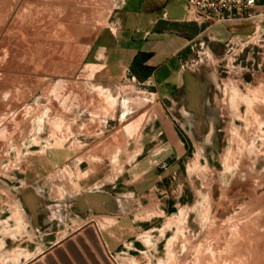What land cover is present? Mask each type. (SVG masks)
I'll return each mask as SVG.
<instances>
[{
    "label": "rangeland",
    "instance_id": "rangeland-1",
    "mask_svg": "<svg viewBox=\"0 0 264 264\" xmlns=\"http://www.w3.org/2000/svg\"><path fill=\"white\" fill-rule=\"evenodd\" d=\"M121 2L0 0V264H93L90 229L112 264H264V13L195 36L157 91L84 66ZM158 101L185 151L146 197Z\"/></svg>",
    "mask_w": 264,
    "mask_h": 264
},
{
    "label": "crops",
    "instance_id": "crops-1",
    "mask_svg": "<svg viewBox=\"0 0 264 264\" xmlns=\"http://www.w3.org/2000/svg\"><path fill=\"white\" fill-rule=\"evenodd\" d=\"M257 10L264 13V0H257ZM112 12L106 16L105 25L96 33L83 58L89 74L102 83L141 80L150 81L157 91L167 90L176 82L181 54L190 40L205 32L215 39L224 32V23L208 24L189 18L183 0H122L117 13ZM110 16H113L111 21ZM139 52L150 53L144 64L152 71L146 79L138 78L130 69ZM158 103L152 120L162 139L129 167L130 175L139 179L133 192L146 197L155 190L164 191V180L177 172L176 166L185 151L181 129L158 108ZM49 157L52 165V155ZM162 162H167V166L162 167ZM167 206L173 207L175 203L168 200Z\"/></svg>",
    "mask_w": 264,
    "mask_h": 264
},
{
    "label": "built area",
    "instance_id": "built-area-1",
    "mask_svg": "<svg viewBox=\"0 0 264 264\" xmlns=\"http://www.w3.org/2000/svg\"><path fill=\"white\" fill-rule=\"evenodd\" d=\"M186 15L203 23H226L251 18L259 11L257 0H183ZM162 167L167 162H162Z\"/></svg>",
    "mask_w": 264,
    "mask_h": 264
},
{
    "label": "trees",
    "instance_id": "trees-1",
    "mask_svg": "<svg viewBox=\"0 0 264 264\" xmlns=\"http://www.w3.org/2000/svg\"><path fill=\"white\" fill-rule=\"evenodd\" d=\"M150 53L139 52L134 57L131 64V72L140 79H146L152 71L150 66L144 64Z\"/></svg>",
    "mask_w": 264,
    "mask_h": 264
},
{
    "label": "bare ground",
    "instance_id": "bare-ground-1",
    "mask_svg": "<svg viewBox=\"0 0 264 264\" xmlns=\"http://www.w3.org/2000/svg\"><path fill=\"white\" fill-rule=\"evenodd\" d=\"M89 231H92L93 232V234H95L94 233V229L93 230H89ZM79 233V232H78ZM81 234V233H80ZM84 234V237L82 236V234L81 235H78V238L77 239H75L76 241L75 242H73V243H71V244H69V245H76V249L77 248H79L80 249V246L81 245H84V244H86V245H91L92 243H90L89 241H90V239H89V235L87 234V233H83ZM96 235V234H95ZM96 237H97V235H96ZM97 240H98V242L100 243V245H101V247H102V250H103V252H104V249H103V246H102V244H101V242H100V240H99V238L97 237ZM93 245V244H92ZM58 249L59 248H57V250H56V253H59L58 252ZM78 250V249H77ZM104 254H105V256H106V258L108 259V261L110 262V260H109V258H108V256L106 255V253L104 252ZM97 256V255H96ZM51 257V258H50ZM98 257V256H97ZM50 258V260L48 261V263H51V264H56V263H53V259H55V258H53V256H52V254L50 255H48L47 256V258H45V259H49ZM53 258V259H52ZM90 258H91V254H90ZM38 259H42V258H38ZM38 259H36V260H38ZM98 259H99V261H100V258L98 257ZM77 260H79V261H82V258H78ZM96 262V261H95ZM65 263L66 264H70L69 262H66L65 261ZM99 264H102L101 263V261L100 262H98ZM111 263V262H110ZM35 264H42V262L39 260L38 262H35ZM86 264V263H85ZM112 264V263H111Z\"/></svg>",
    "mask_w": 264,
    "mask_h": 264
},
{
    "label": "water",
    "instance_id": "water-1",
    "mask_svg": "<svg viewBox=\"0 0 264 264\" xmlns=\"http://www.w3.org/2000/svg\"><path fill=\"white\" fill-rule=\"evenodd\" d=\"M92 243H93L97 253L99 254L100 258L103 259L106 264H111L108 261V259L106 258L105 254H104V252L102 250V247H101L100 243L98 242L97 237H96L95 234H93ZM90 253H91L92 263L93 264H99L98 262H100V261H99L98 257L93 252H90ZM79 264H84V263L82 261H79Z\"/></svg>",
    "mask_w": 264,
    "mask_h": 264
}]
</instances>
